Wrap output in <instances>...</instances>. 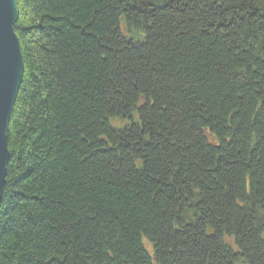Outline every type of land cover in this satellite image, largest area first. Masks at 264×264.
<instances>
[{"label":"trees","instance_id":"16d2710c","mask_svg":"<svg viewBox=\"0 0 264 264\" xmlns=\"http://www.w3.org/2000/svg\"><path fill=\"white\" fill-rule=\"evenodd\" d=\"M17 3L0 264H264V0Z\"/></svg>","mask_w":264,"mask_h":264},{"label":"water","instance_id":"95a60500","mask_svg":"<svg viewBox=\"0 0 264 264\" xmlns=\"http://www.w3.org/2000/svg\"><path fill=\"white\" fill-rule=\"evenodd\" d=\"M18 16L17 0H0V202L10 158L8 126L24 72L20 42L14 30Z\"/></svg>","mask_w":264,"mask_h":264},{"label":"rangeland","instance_id":"374dc122","mask_svg":"<svg viewBox=\"0 0 264 264\" xmlns=\"http://www.w3.org/2000/svg\"><path fill=\"white\" fill-rule=\"evenodd\" d=\"M144 242H145V244L148 242V240L147 239H144Z\"/></svg>","mask_w":264,"mask_h":264}]
</instances>
